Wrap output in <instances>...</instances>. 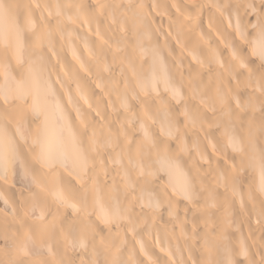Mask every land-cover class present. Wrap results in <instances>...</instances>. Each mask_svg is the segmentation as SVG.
<instances>
[{
  "label": "bare ground",
  "instance_id": "bare-ground-1",
  "mask_svg": "<svg viewBox=\"0 0 264 264\" xmlns=\"http://www.w3.org/2000/svg\"><path fill=\"white\" fill-rule=\"evenodd\" d=\"M0 264H264V0H0Z\"/></svg>",
  "mask_w": 264,
  "mask_h": 264
}]
</instances>
